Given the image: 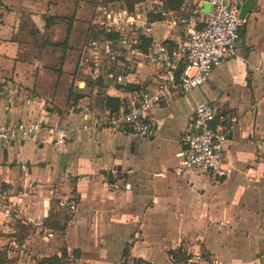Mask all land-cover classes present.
I'll return each mask as SVG.
<instances>
[{
  "label": "crops",
  "instance_id": "1",
  "mask_svg": "<svg viewBox=\"0 0 264 264\" xmlns=\"http://www.w3.org/2000/svg\"><path fill=\"white\" fill-rule=\"evenodd\" d=\"M72 1L0 0V120L44 122L24 142L0 144V251L16 264H38L61 247L74 264H119L127 247L130 259L174 264L170 251L179 247L201 249L209 264H264V87L256 70L264 63V0H252L233 54L203 84V100L237 117L227 144L235 168L220 180L179 167L181 135L201 101L193 92L152 109L150 138L104 123V95L129 91L109 80L105 65L96 71L80 58L73 68L82 0ZM200 6L209 10L206 0H189L173 11L177 24L150 22L144 34L153 44L183 38V20ZM52 15L65 18L45 29ZM134 76L129 83L143 89L156 78L149 67ZM85 77L103 83L91 88ZM53 125L84 127L61 144ZM52 200L76 207L63 234L40 225ZM15 220L33 223L22 244Z\"/></svg>",
  "mask_w": 264,
  "mask_h": 264
},
{
  "label": "built area",
  "instance_id": "2",
  "mask_svg": "<svg viewBox=\"0 0 264 264\" xmlns=\"http://www.w3.org/2000/svg\"><path fill=\"white\" fill-rule=\"evenodd\" d=\"M206 2L210 5L207 12L202 10L201 4L192 10V16L183 20L186 25L183 38L173 43H155L146 52L138 45L141 43L139 34L143 33L140 29L147 25L149 15L163 20L169 17L172 24L178 22L173 11L163 8L162 0H144L131 9L125 2L114 1L101 9V15L92 22L102 25L107 36L88 43L89 59L85 60L99 71L98 58L102 56L109 78L121 85L134 79V73L141 68H152L156 77L150 88L131 91L122 97L125 104L119 111L107 110L104 115L106 125L126 127L136 137L150 138L154 134L152 109L174 94L183 95L202 86L213 69L233 54L241 28L248 21L246 16L239 15L242 1ZM256 70L264 87V63ZM4 89V82L0 79V97ZM26 103H31V100L26 99ZM236 122V115L227 114L205 100L196 102L181 135L180 170L210 175L215 180L230 176L235 167L227 156V144L229 132ZM43 127L42 120H0V144H20ZM82 127L53 125L56 143H66L73 132ZM75 208L74 204L68 205L70 211ZM184 253L185 258L174 261V264H209L207 258L210 256L201 249Z\"/></svg>",
  "mask_w": 264,
  "mask_h": 264
},
{
  "label": "trees",
  "instance_id": "3",
  "mask_svg": "<svg viewBox=\"0 0 264 264\" xmlns=\"http://www.w3.org/2000/svg\"><path fill=\"white\" fill-rule=\"evenodd\" d=\"M125 2L129 8H133V6L137 3H140L144 0H109V2L112 4V2ZM185 0H164L163 2V8L166 10H171L175 12H180L184 9ZM108 7V5H107ZM184 17L188 14H183ZM65 17L62 16H48L45 18V29L49 28V25L55 24L57 20L63 19ZM188 18V17H187ZM51 20H53L51 22ZM163 20L159 16L156 15H149L147 17L148 23L155 22V21H161ZM70 27L68 26L67 30L69 31ZM106 33L104 32V28L102 25H99L97 23L90 22V25L88 27V33H87V43L88 44L91 40H103L106 38ZM139 38L141 43L138 45V47L141 48L143 51H148L151 49V46L153 45L152 40L146 36L144 33L139 34ZM162 43H169L167 40H163ZM60 44V43H59ZM113 71V69H111ZM113 78H109V80H112ZM103 83V79L100 77H94L91 78L90 81L87 82V85L93 88L94 86L100 87ZM119 88L123 89L124 91H135V90H141L143 89L142 86L133 84V83H126L125 85H119ZM99 91V90H98ZM104 108L109 110L110 112H116L119 111L122 107H124V99L123 98H117L112 97L109 95H104ZM72 219V212L70 210H66L64 208H60L58 206V202L56 200H52L50 204V208L48 211V215L42 219L41 226L43 229L52 230L58 234H63L68 225L70 220ZM32 222H27L26 224L21 223L19 220H15L14 226L18 230L15 238L16 241H18L19 244L24 243V238L31 234L33 232ZM73 255L76 257L78 255V251L74 250ZM170 255L172 256V259L174 261H181L185 258V253L182 248H177L173 251H170ZM127 258H129L128 248L125 247L122 252V262L119 264H128ZM131 260L135 264H153L146 262L142 260L141 258L133 257ZM0 262L6 263V264H16L14 259H8L6 250L0 251ZM69 262V255L67 253V250L65 247H61L60 249V255L54 254L49 257H44L38 260V264H68Z\"/></svg>",
  "mask_w": 264,
  "mask_h": 264
},
{
  "label": "rangeland",
  "instance_id": "4",
  "mask_svg": "<svg viewBox=\"0 0 264 264\" xmlns=\"http://www.w3.org/2000/svg\"><path fill=\"white\" fill-rule=\"evenodd\" d=\"M71 1L72 3L74 1L72 0H69ZM71 3V5H72ZM111 5V3L109 2V0H82V3L79 5L81 7V18H82V23L80 21H78L77 24L81 23L79 25V31L82 30L81 32V37H79V41H77V43L73 46V57H72V60H74V63H73V68H75L76 66V63L79 62V59L82 58V62H85L84 58L86 59H89V53H88V44L87 43V33H88V27L90 25V22H92L95 17H99L101 15V9L103 7H107ZM190 9V8H189ZM17 10H20L19 8H17ZM185 13H188V12H185ZM184 14V13H183ZM53 16H61V15H53ZM53 21V20H51ZM161 22H164L163 25H166L168 24L167 23V20H164V21H161ZM24 24V23H22ZM21 24V21H20V28H22ZM76 24V26H77ZM161 26V25H160ZM146 26H144L143 28H141V32L144 33V28ZM138 29V28H137ZM138 31V30H137ZM158 43V42H157ZM20 56L22 57H26L23 53H19ZM98 60H100V65H104L105 61L103 59V57L101 56L100 58H98ZM86 78V77H85ZM0 79H2V77L0 76ZM85 81H89L88 78H86ZM193 93H195V95L200 99V100H203V99H206L207 96H209L208 94V91H206L205 89V85H202L196 89H194L192 91ZM190 92V93H192ZM188 93V94H190ZM102 95V93H101ZM18 250V249H17ZM122 261L120 260V263ZM127 263L128 264H135L131 259L130 257L127 258ZM68 264H74L73 261L70 259Z\"/></svg>",
  "mask_w": 264,
  "mask_h": 264
},
{
  "label": "water",
  "instance_id": "5",
  "mask_svg": "<svg viewBox=\"0 0 264 264\" xmlns=\"http://www.w3.org/2000/svg\"><path fill=\"white\" fill-rule=\"evenodd\" d=\"M207 5L210 8V5L208 3ZM252 5H253L252 0H246L242 5H239V8H240L239 15L245 16L250 11Z\"/></svg>",
  "mask_w": 264,
  "mask_h": 264
}]
</instances>
